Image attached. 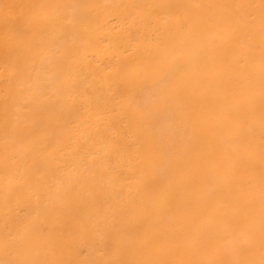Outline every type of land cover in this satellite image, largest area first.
Returning a JSON list of instances; mask_svg holds the SVG:
<instances>
[{
    "label": "bare ground",
    "instance_id": "bare-ground-1",
    "mask_svg": "<svg viewBox=\"0 0 264 264\" xmlns=\"http://www.w3.org/2000/svg\"><path fill=\"white\" fill-rule=\"evenodd\" d=\"M0 264H264V0H0Z\"/></svg>",
    "mask_w": 264,
    "mask_h": 264
}]
</instances>
